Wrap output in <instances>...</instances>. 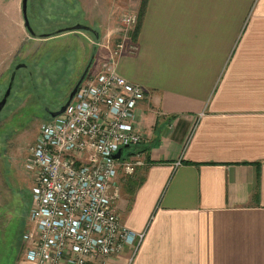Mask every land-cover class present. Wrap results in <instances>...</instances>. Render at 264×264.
<instances>
[{
	"label": "crops",
	"instance_id": "obj_1",
	"mask_svg": "<svg viewBox=\"0 0 264 264\" xmlns=\"http://www.w3.org/2000/svg\"><path fill=\"white\" fill-rule=\"evenodd\" d=\"M99 21L108 26V14ZM62 30L40 38L74 31ZM132 41L137 53L117 69L145 90L143 165L119 167L115 201L122 223L144 234L131 264H264V0H149Z\"/></svg>",
	"mask_w": 264,
	"mask_h": 264
},
{
	"label": "built area",
	"instance_id": "obj_2",
	"mask_svg": "<svg viewBox=\"0 0 264 264\" xmlns=\"http://www.w3.org/2000/svg\"><path fill=\"white\" fill-rule=\"evenodd\" d=\"M138 19L137 13L124 17L119 33L126 38L104 45L107 53L96 73L86 76L64 113L42 126L31 147L27 166L36 174L37 188L33 229L23 243L25 258L33 263L111 264L131 245L126 263L131 264L144 238L122 223L115 205L119 167L133 174L143 165L138 153L126 156V151L144 141L136 110L145 90L117 69L123 53L138 51L132 41Z\"/></svg>",
	"mask_w": 264,
	"mask_h": 264
},
{
	"label": "rangeland",
	"instance_id": "obj_3",
	"mask_svg": "<svg viewBox=\"0 0 264 264\" xmlns=\"http://www.w3.org/2000/svg\"><path fill=\"white\" fill-rule=\"evenodd\" d=\"M38 1L29 0L28 5L30 23L36 31L32 36L22 26V0H0V35L6 34L9 42L7 47L0 42V101L14 66L25 65L16 72L11 95L0 114V264H15L25 257L23 237L33 229L30 219L37 188L36 174L27 162L42 126L52 119L46 110L56 111L64 105L93 55L96 60L90 72L96 73V65L99 67L101 57L107 53L104 45L109 43L113 47L116 41L126 38L119 33L125 26L124 17L139 13L134 8L137 0H83V9L79 0L76 3L41 0L40 4ZM102 13L109 16L108 26L99 21ZM79 22L88 23L96 31L103 29L99 40L93 33L77 29H71L74 31L70 35L59 39L40 38L42 34H46L43 37L55 35L59 29L72 28ZM115 28L117 33L105 38ZM128 30L131 28L125 32ZM23 34L26 41L20 48ZM63 55L66 68L58 69L61 75L54 81L60 65L57 61Z\"/></svg>",
	"mask_w": 264,
	"mask_h": 264
},
{
	"label": "water",
	"instance_id": "obj_4",
	"mask_svg": "<svg viewBox=\"0 0 264 264\" xmlns=\"http://www.w3.org/2000/svg\"><path fill=\"white\" fill-rule=\"evenodd\" d=\"M28 5H29V0H22V13H23V18H24V25L27 28V30L30 32V34L32 36H35L36 35V32L33 29L32 25L30 23L29 16H28ZM71 29L89 31V32L93 33L96 36L97 39H99V32L96 31L95 29L87 26V25H84V24H81L80 23V24L74 25L72 28H65L66 31L67 30H71ZM94 59H95V55H93L92 59L88 63V66L86 67L84 73L81 75V77L78 80L77 84L75 85V87L71 91V93H70V95L68 97V100L64 103V105H62V107L59 110L50 111L49 112V114H50L51 117H56V116H58V115H60V114H62V113L65 112V110L67 109V107L69 106V104L71 103V101L73 100V98H74V96H75V94H76L79 86L81 85V83L85 80L86 76L88 75V73H89V71L91 69V66L94 63ZM22 65L24 66V64H21V65H18L17 68H20ZM15 76H16V72H13L12 73V76H11V80H10L9 86H8V88H7V90H6L3 98L0 101V114L3 111V109L5 108V106L7 104V101H8V98L11 95L12 87H13V82H14ZM121 156H122V149L119 150V152L115 155V157L116 158H120Z\"/></svg>",
	"mask_w": 264,
	"mask_h": 264
},
{
	"label": "trees",
	"instance_id": "obj_5",
	"mask_svg": "<svg viewBox=\"0 0 264 264\" xmlns=\"http://www.w3.org/2000/svg\"><path fill=\"white\" fill-rule=\"evenodd\" d=\"M148 2H149V0H141L140 8H139L138 23H137V25H136V27H135V29L133 31V38H135V39H136V36H138V34H139L140 30H141L142 22H143L144 15L146 13ZM90 73L91 72H89L88 74H90ZM8 100H9V98H8ZM140 147H141V145L131 146L126 151V156H132V155H135L136 153L140 152V149H141Z\"/></svg>",
	"mask_w": 264,
	"mask_h": 264
},
{
	"label": "flooded vegetation",
	"instance_id": "obj_6",
	"mask_svg": "<svg viewBox=\"0 0 264 264\" xmlns=\"http://www.w3.org/2000/svg\"><path fill=\"white\" fill-rule=\"evenodd\" d=\"M77 24H80V22L77 23ZM63 29H65V27H64ZM63 31H64V30H63ZM43 35H46V34H42L41 37H43ZM44 37H46V36H44ZM95 60H96V57H95L94 61H95ZM89 62H90V61H89ZM21 64H23V63H19L18 65H21ZM18 65H17V66H18ZM17 66H16V65L14 66V71H15V72H18V70H19L20 68L25 67V65H24V66L22 65L20 68H17ZM91 67H92V66H91ZM90 70H91V69H90ZM14 71H13V72H14ZM50 111H54V110H51L50 108H48V109L46 110V112H48V114H49ZM49 115H50V114H49Z\"/></svg>",
	"mask_w": 264,
	"mask_h": 264
}]
</instances>
